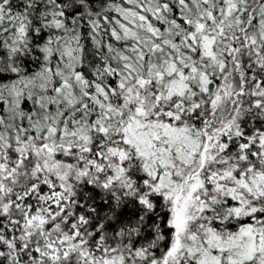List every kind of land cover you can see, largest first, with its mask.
<instances>
[{
	"label": "snow or ice",
	"instance_id": "snow-or-ice-1",
	"mask_svg": "<svg viewBox=\"0 0 264 264\" xmlns=\"http://www.w3.org/2000/svg\"><path fill=\"white\" fill-rule=\"evenodd\" d=\"M0 264H264V0H0Z\"/></svg>",
	"mask_w": 264,
	"mask_h": 264
}]
</instances>
